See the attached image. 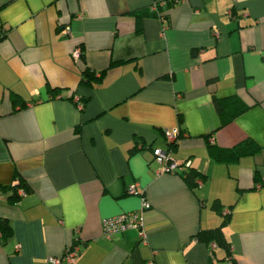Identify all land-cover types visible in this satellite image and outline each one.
<instances>
[{
    "label": "crops",
    "instance_id": "crops-1",
    "mask_svg": "<svg viewBox=\"0 0 264 264\" xmlns=\"http://www.w3.org/2000/svg\"><path fill=\"white\" fill-rule=\"evenodd\" d=\"M215 98L243 110L222 122ZM165 129L201 185L159 173ZM210 144L248 152L219 162ZM133 184L147 243L109 240L103 219L140 208ZM0 186V264H50L73 242V264H264V0H0ZM226 213L230 254L196 237Z\"/></svg>",
    "mask_w": 264,
    "mask_h": 264
},
{
    "label": "built area",
    "instance_id": "built-area-1",
    "mask_svg": "<svg viewBox=\"0 0 264 264\" xmlns=\"http://www.w3.org/2000/svg\"><path fill=\"white\" fill-rule=\"evenodd\" d=\"M166 6L165 1L154 2L151 5L152 11H157L160 13L162 7ZM69 31V28H68ZM84 55V51L81 46L75 48L72 52V56L76 60H80ZM55 97L60 98V95ZM78 106L80 108L84 107V103L80 99H76ZM179 131H170L168 129L164 130L165 140L170 146L168 149L154 148L153 153L155 160L159 163V173H184L187 170L191 162L185 161L183 163L178 162L172 156L171 144H175L180 136ZM203 180L199 179L198 184H202ZM2 189L0 188V194H2ZM127 192L132 195H138L141 197V205L138 210L130 212H121L119 214L109 216L103 219L102 221V231L103 235L107 239H112L115 236L122 234L130 229H136L140 233V238L144 243H147V237L144 229L143 213L151 207L150 202L142 194L141 190L138 187V184L130 185L127 189ZM18 194L20 196L26 195V190L23 187H19ZM213 246H216L214 243ZM81 248L78 242H73L67 246L65 252L61 256L50 257V264H73L76 260V257L80 254Z\"/></svg>",
    "mask_w": 264,
    "mask_h": 264
},
{
    "label": "trees",
    "instance_id": "trees-1",
    "mask_svg": "<svg viewBox=\"0 0 264 264\" xmlns=\"http://www.w3.org/2000/svg\"><path fill=\"white\" fill-rule=\"evenodd\" d=\"M150 12H153L154 14L158 15V17H161V19L166 23L167 22V14H163V12L160 10V13H158L157 11H152L150 10ZM103 72L97 73V71L92 70L91 68L87 67L83 70V79L82 80H86L88 82H100L103 79ZM236 101H233L231 98H226V99H219V98H215V104L217 107V110L219 112L221 121L224 122L225 121V116L227 114L228 111V106L227 104H230L229 107L232 108H236L235 105ZM241 108V107H240ZM235 110V109H234ZM233 110V111H234ZM243 110L240 109L239 107H237V111L238 113L241 112ZM236 112V111H234ZM171 146H174V144H171ZM243 146H237V147H233L231 149H226V148H222L219 147L215 144H210V154L211 156L219 161V162H230L233 160H236L237 158H239L242 153H246L248 152ZM187 183L191 186V187H195L198 186V180L199 178V173L196 172L193 168L192 165H190V167L183 173ZM22 185V184H21ZM13 186L11 187V189H15L18 187H22V186ZM0 188L2 189V191L4 190L3 187L0 186ZM215 208L218 211L222 210V205L220 202L215 201L214 203ZM233 207V205H230V209ZM230 221V213H226L221 224L218 225L215 228L212 229H205L200 231L196 237L199 240L205 241L207 243H215L216 246L218 247H222L225 248V250H227V252L230 254L231 253V246L227 241V238L225 237L224 234V227L225 225ZM0 232L2 233L4 238H8L11 236L12 234V227L11 224L9 223V221L6 218H1L0 217Z\"/></svg>",
    "mask_w": 264,
    "mask_h": 264
}]
</instances>
